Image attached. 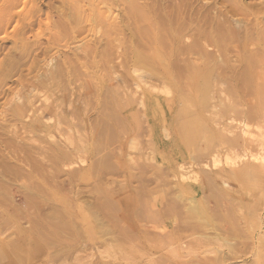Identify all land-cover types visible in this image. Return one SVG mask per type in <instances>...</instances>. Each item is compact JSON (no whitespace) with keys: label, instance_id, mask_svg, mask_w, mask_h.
Instances as JSON below:
<instances>
[{"label":"rangeland","instance_id":"374dc122","mask_svg":"<svg viewBox=\"0 0 264 264\" xmlns=\"http://www.w3.org/2000/svg\"><path fill=\"white\" fill-rule=\"evenodd\" d=\"M0 264H264V0H0Z\"/></svg>","mask_w":264,"mask_h":264}]
</instances>
